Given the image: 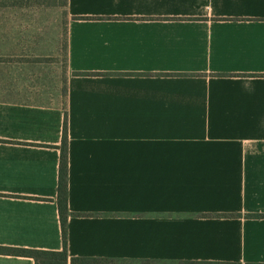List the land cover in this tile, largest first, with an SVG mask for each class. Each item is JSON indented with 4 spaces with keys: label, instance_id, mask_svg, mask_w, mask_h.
<instances>
[{
    "label": "crops",
    "instance_id": "crops-1",
    "mask_svg": "<svg viewBox=\"0 0 264 264\" xmlns=\"http://www.w3.org/2000/svg\"><path fill=\"white\" fill-rule=\"evenodd\" d=\"M65 115L68 264H264V0H0L2 247L62 249Z\"/></svg>",
    "mask_w": 264,
    "mask_h": 264
},
{
    "label": "trees",
    "instance_id": "trees-1",
    "mask_svg": "<svg viewBox=\"0 0 264 264\" xmlns=\"http://www.w3.org/2000/svg\"><path fill=\"white\" fill-rule=\"evenodd\" d=\"M67 127H66V115L64 116L62 127V140L60 146V160L58 169V183H57V195L56 204L58 209L60 228H61V241L62 249L60 251H44L33 250L23 248H12L0 246V255L27 257L34 260L35 264H68V255L66 250V222L68 217L67 210ZM246 219H264V215L261 214H247L244 215ZM71 264H98L101 260H85L71 258ZM102 262H107L103 260ZM204 264H217V263H204Z\"/></svg>",
    "mask_w": 264,
    "mask_h": 264
}]
</instances>
